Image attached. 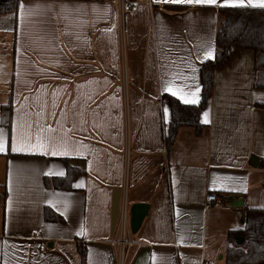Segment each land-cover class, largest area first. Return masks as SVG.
<instances>
[{
	"label": "crops",
	"instance_id": "0c3cea01",
	"mask_svg": "<svg viewBox=\"0 0 264 264\" xmlns=\"http://www.w3.org/2000/svg\"><path fill=\"white\" fill-rule=\"evenodd\" d=\"M16 1L0 13V33L14 36L11 68L0 69V264H123L116 192L129 209L149 205L134 235L130 224L126 264H226L229 233L264 208L255 50L237 48L215 69L200 135L182 126L168 151L163 132L166 94L201 98L225 0H154L124 15L118 0ZM62 158L85 171L70 190L45 184L66 173ZM46 207L63 220H46Z\"/></svg>",
	"mask_w": 264,
	"mask_h": 264
},
{
	"label": "trees",
	"instance_id": "16d2710c",
	"mask_svg": "<svg viewBox=\"0 0 264 264\" xmlns=\"http://www.w3.org/2000/svg\"><path fill=\"white\" fill-rule=\"evenodd\" d=\"M17 9L16 0H0V13L13 12ZM217 55L206 59L201 66L202 93L196 103H184L178 97L166 94L170 104L171 119L163 124L164 140L168 151H171L178 130L182 126H192L197 134L205 127L201 121V113L207 107L213 91L214 72L230 59L237 48L255 50V86L264 89V8L248 6H223L219 8V26L217 31ZM264 106V104H261ZM8 114L7 124H11L12 105L5 107ZM66 164V173L62 176L46 177L45 184L56 189L70 190L74 181L85 171L62 158ZM264 168V158L261 160ZM44 217L48 221L63 220L53 209L46 207ZM243 241L240 242V238ZM230 246L226 264H264V208L250 207L246 212L245 225L229 233ZM78 249L83 261L86 252L82 243Z\"/></svg>",
	"mask_w": 264,
	"mask_h": 264
},
{
	"label": "built area",
	"instance_id": "2783aa9c",
	"mask_svg": "<svg viewBox=\"0 0 264 264\" xmlns=\"http://www.w3.org/2000/svg\"><path fill=\"white\" fill-rule=\"evenodd\" d=\"M118 2L121 7L122 15L136 10L137 6L141 3H145L150 7H153L156 3L154 0H118ZM217 200H218V195L215 192H209L207 194L206 197L207 204L216 202ZM130 221H131L130 209L124 201H121L120 211L116 224V227L118 229V234L116 240H114V243L119 245L121 249L122 252L121 259L123 260V264H126V262L129 260L128 252L126 253V247L131 243L129 241V238L127 237V233L129 232V227L131 224ZM204 264H211V263L205 262Z\"/></svg>",
	"mask_w": 264,
	"mask_h": 264
},
{
	"label": "water",
	"instance_id": "95a60500",
	"mask_svg": "<svg viewBox=\"0 0 264 264\" xmlns=\"http://www.w3.org/2000/svg\"><path fill=\"white\" fill-rule=\"evenodd\" d=\"M230 202L231 205L234 206H238V205H242L243 203V198L242 197H238L236 195H230L227 198ZM120 204H121V193L118 194V192H116L114 199H113V207H112V227L113 230L116 227L117 224V220H118V215H119V211H120ZM148 207L149 205L146 203H135L131 206L130 208V214H131V231L133 233L138 232V230L140 229L144 218L147 215L148 212ZM243 241V237L240 238V242ZM259 264H263L259 263Z\"/></svg>",
	"mask_w": 264,
	"mask_h": 264
},
{
	"label": "snow or ice",
	"instance_id": "6c2138e0",
	"mask_svg": "<svg viewBox=\"0 0 264 264\" xmlns=\"http://www.w3.org/2000/svg\"><path fill=\"white\" fill-rule=\"evenodd\" d=\"M165 2H175V3H207V4H216L217 0H165ZM223 6H231V7H237V6H248V7H261L264 8V0H247V4L245 5L244 0H225V4ZM180 93V98L184 100L185 103H196V100H188L183 95V89L182 88H176V90L172 91V95H177ZM6 150L5 144L2 138H0V152H4ZM13 151H24L23 146H17L16 148L12 149ZM55 155V153H53Z\"/></svg>",
	"mask_w": 264,
	"mask_h": 264
},
{
	"label": "rangeland",
	"instance_id": "374dc122",
	"mask_svg": "<svg viewBox=\"0 0 264 264\" xmlns=\"http://www.w3.org/2000/svg\"><path fill=\"white\" fill-rule=\"evenodd\" d=\"M14 36L11 32H2L0 33V54L2 53V58L0 57V63L3 62L0 69H5L6 64V71L9 72L11 68V64L13 62V53L11 43H13ZM135 233H133L134 235Z\"/></svg>",
	"mask_w": 264,
	"mask_h": 264
}]
</instances>
